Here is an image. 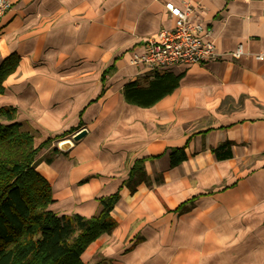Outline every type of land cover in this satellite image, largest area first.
Returning a JSON list of instances; mask_svg holds the SVG:
<instances>
[{"label":"crops","instance_id":"obj_1","mask_svg":"<svg viewBox=\"0 0 264 264\" xmlns=\"http://www.w3.org/2000/svg\"><path fill=\"white\" fill-rule=\"evenodd\" d=\"M168 1L201 6L219 58L160 71L181 74L179 86L151 106L128 103L124 86L155 73L134 62L145 41L175 25ZM6 2L0 63L20 59L0 109L14 108L17 121L37 130L35 146L53 138L36 157L52 187L49 209L92 217L100 198L120 189L117 225L81 259L264 264V0ZM227 141L231 157H217ZM182 146L187 159L172 166L171 148ZM53 147L59 152L47 162ZM142 158L151 184L121 187Z\"/></svg>","mask_w":264,"mask_h":264},{"label":"trees","instance_id":"obj_2","mask_svg":"<svg viewBox=\"0 0 264 264\" xmlns=\"http://www.w3.org/2000/svg\"><path fill=\"white\" fill-rule=\"evenodd\" d=\"M19 59L20 56L13 53L0 63V94ZM181 76L173 72L142 76L124 86L125 100L151 106L172 93L179 86ZM37 135L36 129L16 120L14 108L0 109V264H86L81 259L82 253L97 237L111 232L117 225L111 210L120 197V189L101 197V209L92 217L56 214L49 209L53 201L51 184L36 169L40 149L49 146L53 138L35 146ZM230 145L227 141L215 148L217 157H231ZM185 147L171 148L172 166L187 159ZM222 149L225 154L220 153ZM57 152L59 148L53 147L45 161L51 162ZM146 160L134 162L121 187L125 185L134 192L142 182L151 184L145 169Z\"/></svg>","mask_w":264,"mask_h":264},{"label":"built area","instance_id":"obj_3","mask_svg":"<svg viewBox=\"0 0 264 264\" xmlns=\"http://www.w3.org/2000/svg\"><path fill=\"white\" fill-rule=\"evenodd\" d=\"M6 0H0V14L7 6ZM171 16L175 18L173 28H163L144 43V51L136 56L134 62L152 72L171 70L180 64H202L219 58L213 39L208 38L209 31L203 25L201 6L189 2L165 4ZM240 50L233 52L238 56ZM264 60V52L257 55Z\"/></svg>","mask_w":264,"mask_h":264},{"label":"water","instance_id":"obj_4","mask_svg":"<svg viewBox=\"0 0 264 264\" xmlns=\"http://www.w3.org/2000/svg\"><path fill=\"white\" fill-rule=\"evenodd\" d=\"M85 134H86V130L83 129L74 135L73 140H78ZM71 146H72V141L67 140L60 144V149L63 151H67L69 148H71Z\"/></svg>","mask_w":264,"mask_h":264}]
</instances>
